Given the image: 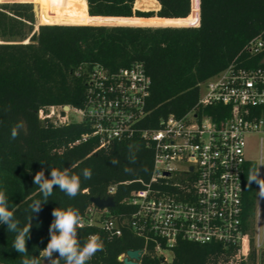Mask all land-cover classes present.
Wrapping results in <instances>:
<instances>
[{
	"label": "trees",
	"instance_id": "16d2710c",
	"mask_svg": "<svg viewBox=\"0 0 264 264\" xmlns=\"http://www.w3.org/2000/svg\"><path fill=\"white\" fill-rule=\"evenodd\" d=\"M4 1V0H0ZM158 4L157 11H141ZM33 3L39 5L38 24ZM200 25L194 26L198 23ZM152 22V25H138ZM111 24V25H104ZM255 38L264 43V0H14L0 3V186L7 190L9 206L22 224L27 223L29 205L41 199L33 183L41 169L50 178L51 168L81 175V190L69 198L59 188L34 214L29 256L39 258L50 239L52 210L73 207L81 218L92 197H107L116 185L114 212L130 214L134 207L123 203L132 191L143 187L152 173L153 151L140 138L120 140L98 149L94 137L75 143L91 133L87 122L61 125L40 112L51 107H81L86 101L87 75L97 65L111 71L141 63L152 80L147 101L146 128H156L169 115L182 117L198 108L221 120L224 105L199 107L201 84L238 60L246 66L264 63V47L250 54ZM225 111V113H224ZM227 111V113H226ZM23 122L17 139L11 128ZM135 163H131V159ZM118 159L119 164L111 161ZM244 176L245 218L253 214L256 182ZM91 168V179L82 170ZM131 169L125 171V169ZM97 234L103 240L88 264H123L118 259L129 250H144V240L129 229L111 236L96 225L78 230L83 242ZM14 233L0 225V261L21 264L13 247ZM172 260H160L152 246L139 264H247L255 260L254 239L224 247L180 240L171 249ZM58 254H54V258ZM264 261V256L263 260ZM43 264V259L40 260ZM61 264H64L61 261ZM264 264V263H262Z\"/></svg>",
	"mask_w": 264,
	"mask_h": 264
},
{
	"label": "built area",
	"instance_id": "2783aa9c",
	"mask_svg": "<svg viewBox=\"0 0 264 264\" xmlns=\"http://www.w3.org/2000/svg\"><path fill=\"white\" fill-rule=\"evenodd\" d=\"M199 25L200 18L194 26ZM263 47V41L255 38L247 51L259 54ZM151 85L141 63L116 71L97 65L88 72L83 106L40 112L42 118L61 125L87 122L91 133L75 143L94 137L102 149L116 141L140 138L152 148L150 180L123 201L134 210L125 215L114 212L115 207L99 209L91 203L80 227L96 225L116 237L129 229L144 240L143 254L152 246L165 261L164 252H171L180 240L229 247L253 238L255 264H262L264 194L256 183L254 211L245 218L244 176L252 165L264 179V63L246 66L235 60L201 84L197 105L226 106L228 114L221 120L195 108L182 117L163 118L156 128H146ZM116 190V185L109 186L107 197ZM126 257L127 253L118 259L125 264Z\"/></svg>",
	"mask_w": 264,
	"mask_h": 264
},
{
	"label": "clouds",
	"instance_id": "9594fccd",
	"mask_svg": "<svg viewBox=\"0 0 264 264\" xmlns=\"http://www.w3.org/2000/svg\"><path fill=\"white\" fill-rule=\"evenodd\" d=\"M23 128V122H17L11 128V139L15 140ZM131 163H135L132 158ZM113 165H118L119 160L113 159ZM131 169L126 168L125 171ZM83 179H91V168L82 170ZM249 184L256 182L260 191L264 194V179L260 178V169L253 167L247 176ZM33 183L38 186L41 199L34 200L29 205L27 223L22 224L15 213L10 210L9 197L5 187L0 186V225H6L7 231L14 233L12 247L22 257L21 264H40V260H48L49 264H88L91 258L102 251L104 244L97 234L89 235L83 242L78 238V230L81 226V216L78 209L73 207H57L52 210L53 220L49 226L50 239L47 246L40 250L39 258L29 256L27 241L30 239L32 220L34 214L42 210V205L52 197L54 189L59 188L70 199L75 198L81 190V175L74 174L68 168L63 170L51 168L50 178L46 177L43 169L37 171ZM54 254L58 257L54 258Z\"/></svg>",
	"mask_w": 264,
	"mask_h": 264
},
{
	"label": "water",
	"instance_id": "95a60500",
	"mask_svg": "<svg viewBox=\"0 0 264 264\" xmlns=\"http://www.w3.org/2000/svg\"><path fill=\"white\" fill-rule=\"evenodd\" d=\"M14 0H4L1 2H13ZM34 13L36 19H39V5L36 3H33ZM104 25H111V24H104ZM69 106L65 107V110H68ZM91 203L94 204L99 209L104 208H114L116 203L113 196H109L107 198H101V197H92ZM143 251L142 250H129L127 252V257L124 259L125 264H138V261H140L142 257ZM160 260L162 262L165 261V258L163 256L160 257ZM0 264H6L0 261Z\"/></svg>",
	"mask_w": 264,
	"mask_h": 264
},
{
	"label": "rangeland",
	"instance_id": "374dc122",
	"mask_svg": "<svg viewBox=\"0 0 264 264\" xmlns=\"http://www.w3.org/2000/svg\"><path fill=\"white\" fill-rule=\"evenodd\" d=\"M136 9L138 10H141V11H157L158 10V4L156 2H154L152 5L150 6H146L144 8H140V7H137L135 6ZM38 21V24H42L39 19H37ZM138 25H151V26H160V25H152V22H146V23H143V24H138ZM70 116L73 118V119H77L78 120V116H76L75 114H70ZM254 147V146H253ZM250 154L252 156H254V150H252L250 152ZM263 224H264V215H263ZM262 247L264 248V225H263V232H262ZM164 255L166 256V259L167 261H171L172 260V253L170 251H166L164 252ZM247 264H255V260H251L250 258L247 259ZM264 263V261H263ZM43 264H49L48 260H43Z\"/></svg>",
	"mask_w": 264,
	"mask_h": 264
},
{
	"label": "bare ground",
	"instance_id": "6f19581e",
	"mask_svg": "<svg viewBox=\"0 0 264 264\" xmlns=\"http://www.w3.org/2000/svg\"><path fill=\"white\" fill-rule=\"evenodd\" d=\"M38 5V4H37ZM40 10V9H39ZM39 15H40V11H39Z\"/></svg>",
	"mask_w": 264,
	"mask_h": 264
}]
</instances>
